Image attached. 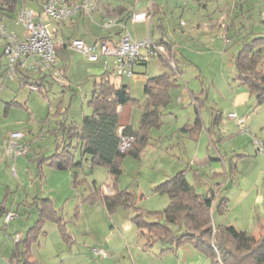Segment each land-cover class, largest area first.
<instances>
[{
  "label": "rangeland",
  "instance_id": "obj_1",
  "mask_svg": "<svg viewBox=\"0 0 264 264\" xmlns=\"http://www.w3.org/2000/svg\"><path fill=\"white\" fill-rule=\"evenodd\" d=\"M153 1L164 10L159 13L162 27L150 25V36L173 43L177 67L175 70L170 61L151 56L133 65L132 77L113 76L116 82L129 84L136 99L119 112V122L139 124L147 102L143 77L168 72L177 79L169 88L167 106L161 108L160 126L151 129V136L159 137L157 145H147L139 157L124 155L120 162V186L133 192L134 206L159 212L169 198L153 190L158 183L155 180L165 172L174 174L187 166L189 171L198 169L200 176L190 178L194 189L203 193L212 186L216 194L214 202L227 198L221 213L214 206L211 224H232L257 236L264 232V154L256 150L252 136L264 142V102L257 104L252 95L237 106L233 103L235 92L247 91L235 78L234 55L243 41L257 34L252 32L264 35V0ZM94 2L98 9L108 2L135 7L145 4V0ZM40 4L41 0H26V5L36 11ZM96 15L97 10L91 16L84 15L75 26L67 21L58 25L51 21V26L57 28L55 58L61 73L46 77L49 88L45 94L31 89V78L16 88L4 74L0 75V264H6L17 237L37 217L35 196H50L55 206L62 208L66 229L73 236H63L53 221H45L46 232L40 234V244L32 247V258L39 264H207V256L189 242L175 250L164 249L168 244L158 239L147 244L146 237L138 233L131 221L133 207L119 205L109 212L102 198L95 194V187L103 189L102 184L108 182L105 166L92 168L90 162L83 161L78 171L80 179L75 181L69 170L46 163H40L39 167L36 161L56 150L62 117L78 120L83 113L90 112L87 100L93 77L104 69L113 72L112 57L107 58L105 65V57L91 60L69 46L74 38L86 44L93 42L91 38L101 32L92 20ZM232 18L234 23L230 22ZM139 28H136L138 37L143 32ZM1 40L0 37V74L5 67ZM200 90L203 104L199 112L203 125H210L211 135L202 127L190 138L186 135L188 131L179 128L193 121L197 101L194 102L191 93ZM12 100L14 103L7 104ZM230 112L245 117L247 130H240L237 118L231 117ZM14 131L23 134L21 143L26 152L9 157L3 139ZM209 156L216 158L208 160ZM215 170L223 173L213 177ZM7 211L17 216L6 222ZM212 228L213 239L219 231L213 224ZM172 229L177 230L174 226ZM222 237L230 243L228 236ZM93 247L105 249L106 254H96Z\"/></svg>",
  "mask_w": 264,
  "mask_h": 264
},
{
  "label": "trees",
  "instance_id": "obj_2",
  "mask_svg": "<svg viewBox=\"0 0 264 264\" xmlns=\"http://www.w3.org/2000/svg\"><path fill=\"white\" fill-rule=\"evenodd\" d=\"M18 1L0 0V14L8 15L14 12ZM151 3L154 4V1L152 0ZM114 10L120 13L121 7L112 9ZM104 36L106 35H101L95 41ZM153 40L164 43L167 48L172 44L162 38H153ZM263 54L264 35L257 34L243 41L234 55L235 78L246 86L250 94L255 97L257 104L264 102ZM176 67L175 62V70ZM47 76L52 75L44 73L33 78L19 75L20 85L28 83L31 78V81L37 85V90L45 94L49 88L46 87ZM113 76L115 75L112 71L104 69L93 77L87 100L90 112L83 114L79 120H68L63 117L59 120L60 136L56 140V150L49 155L39 156L36 160L39 167L40 163H46L59 170H69L74 174L76 181L80 179L78 171L82 168L83 161L90 160L92 168L95 165L105 166L114 191L106 194L100 187H95V194L102 198L109 212L119 205L133 207L134 214L130 217L131 221L138 233L146 237L147 244L158 239L163 244H168L164 249L175 250L180 244L189 242L207 256V264H264V232L256 236L237 229L232 224L216 226L212 222L219 231L212 239L213 208L215 206L221 213L226 206L227 198L222 197L214 202V190L197 192L190 182L186 169L176 171L153 186L155 192L165 193L169 198L168 204L159 212L134 206L133 192L127 188L117 187L122 172L120 162L124 155L139 157L144 147L152 144L151 142L154 143L151 141V129L160 126L161 108L167 106L169 88L177 78L168 72L146 78L143 90L147 102L139 125L134 127L131 124L119 123L117 107L136 99L130 94L128 84L116 82ZM199 124L200 118L196 117L192 124H186L183 128L186 130ZM121 135L133 137L131 144L123 151L118 148ZM232 167H235L234 163ZM33 201L37 217L24 234H19L8 264H39L32 258V247L39 245V236L46 232L44 225L47 220L53 221L61 229L63 236L73 238L66 229L67 221L60 213L62 208L56 207L51 197L35 196ZM172 226L177 230H173ZM222 236H228L230 243L227 244Z\"/></svg>",
  "mask_w": 264,
  "mask_h": 264
},
{
  "label": "built area",
  "instance_id": "obj_3",
  "mask_svg": "<svg viewBox=\"0 0 264 264\" xmlns=\"http://www.w3.org/2000/svg\"><path fill=\"white\" fill-rule=\"evenodd\" d=\"M186 3L188 0H181ZM152 0H149L151 3ZM40 8L36 11L30 7L21 6L16 11L15 22L23 27L22 36L15 31L9 30L0 21V37L2 38V56L5 65V76L20 83V76L49 73L58 76L61 71L55 58V31L57 28L51 26L55 20L57 25L65 20L73 19L77 14H91L95 8L94 0H41ZM131 22L146 20L151 15V8L144 11L130 10ZM183 23V22H182ZM120 25L121 32L117 41H112L107 36L86 44L81 39H71L69 46L80 51L91 60H97L100 56L113 58V74L118 77L133 76V65L137 62H145L151 56L164 57L175 67V61L168 55L164 43H158L147 34L146 37L136 39L126 26L125 22L115 17H104L100 25L108 28L112 25ZM34 81V80H33ZM31 89H37L34 82H30ZM121 109V105L117 107ZM231 117L237 118V124L241 131L247 130L245 117H238L235 112L229 113ZM121 130V127L119 128ZM20 131L9 133L4 139L7 153L14 157L26 152V147L20 142L22 137ZM133 141L129 135H121L118 145L119 150H125ZM253 144L258 152L264 154V142L252 136ZM11 211L5 213V221L16 217ZM18 238V237H17ZM96 254H106L105 249L93 247Z\"/></svg>",
  "mask_w": 264,
  "mask_h": 264
},
{
  "label": "crops",
  "instance_id": "obj_4",
  "mask_svg": "<svg viewBox=\"0 0 264 264\" xmlns=\"http://www.w3.org/2000/svg\"><path fill=\"white\" fill-rule=\"evenodd\" d=\"M141 1V0H140ZM139 3V2H138ZM94 4H95V2H94ZM21 6H25V7H30L31 8V6H27L26 5V0H19L18 1V4H17V7H16V10L14 11V12H12L11 14H8V15H2V14H0V21H2L5 25H6V27L9 29V30H13V31H15L19 36H22V33H23V27L20 25V24H18V23H16L15 22V15H16V11L18 10V8H20ZM97 5L95 4V8H94V10H92V12H91V14L95 11V10H97V13H98V15H96V17L97 18H92V20H93V22L95 23V25L97 26V27H100V30H101V32H99L98 33V36L96 37V34H95V36H94V38H91V41H95L98 37H100L101 35H106L108 38H110L112 41H117L118 40V38H119V35H120V32H121V27H120V25H118V24H116V25H112V26H110V27H108V28H103L100 24H99V21H101L104 17H115L116 19H118V20H120V19H122L123 21H125V24H126V26L127 27H130V31H131V33L133 34V36L136 38V39H141V38H143L144 36H146L148 33H149V35H150V25L152 26V25H154V26H157V27H159V28H161L162 27V20H161V17H160V14L159 13H163V10H164V7H162L161 5H159L158 3H154V4H152V3H149L148 2V0H145V4H143V5H141V7H135L133 4L132 5H130V4H127V3H124V2H118V3H110V2H108V3H106V4H101V6H100V8L98 9V7H96ZM116 7H121V12L120 13H118L117 12V10H114V11H112V9H114V8H116ZM151 8V15H150V17L148 18V19H146V20H142V21H134V22H131L130 21V19H129V15H130V10L131 9H133L134 11H144V10H148V9H150ZM91 14H88V15H90L91 16ZM84 15H86V14H77V15H75V17L73 18V19H68V20H65L63 23H65L66 21L70 24V26H75L78 22H79V20H80V18L81 17H83ZM127 15V16H126ZM126 16V17H125ZM240 18H242L241 16H240ZM235 19V18H234ZM84 20V19H83ZM230 22H232V23H234L233 22V18L230 20ZM238 23H240V22H238ZM241 25H243V23L241 24ZM16 26V27H15ZM238 26H240L239 24H238ZM139 28V29H141L143 32H142V34L138 37L137 36V30H136V28ZM240 28V27H239ZM146 30V35L144 34V31ZM252 33H257V34H261V33H259V32H252ZM257 34H254V35H257ZM253 35V36H254ZM240 36V33L239 34H237V39H238V37ZM252 36V37H253ZM96 37V38H95ZM153 38V37H152ZM2 39V38H1ZM173 44V43H172ZM172 44H171V47L170 48H167V52H168V55L170 56V57H172L173 59H174V52H173V47H172ZM1 49H2V40H1ZM1 58H3V56H2V50H1ZM161 58H164V57H161ZM165 59V58H164ZM174 61H175V59H174ZM3 62H4V60H3ZM3 65H4V63H3ZM5 66V65H4ZM60 68H61V66H60ZM173 68V67H172ZM4 69H5V67L4 68H2V71H1V74L0 75H3L4 74ZM5 75V74H4ZM134 75V74H133ZM122 77H124V76H122ZM122 77H120V78H122ZM126 77H128V76H126ZM130 77H132V76H130ZM7 79H8V81H9V83L13 86V87H16V88H20L22 85H20V83L17 81V80H12V79H9L8 77H6ZM147 77H143V79H146ZM121 82H122V80H121ZM128 88H129V84H128ZM130 91V90H129ZM202 92V90H200L198 93H191V96H192V99L194 100V102H196L195 103V114H194V117H193V121L192 122H194V120H195V118L196 117H199L200 118V124L198 125V126H196V127H194V128H188V129H186V131H188L187 133H186V135H188L190 138H193V136H191V135H193V134H195V133H199L201 130H202V127H205L206 128V132L208 133V135H211V128H210V125L209 126H204L203 125V119H202V117H201V114H200V107H201V105L203 104V99H201V97L199 96V94ZM131 94V93H130ZM146 95V94H145ZM252 96V94H250V92L248 91V89H247V91H240L239 93L238 92H235V96H234V98H233V103L237 106V105H239L241 102H243V101H245L247 98H249V97H251ZM147 97V96H146ZM10 103H14V101L12 100V101H10L9 103H7V104H10ZM127 104H131V103H126V104H124L123 106H121V109H119L118 111L120 112L122 109H124V106L125 105H127ZM146 105V104H145ZM89 113V112H88ZM231 113V112H230ZM83 114H86V113H83ZM82 114V115H83ZM81 115V116H82ZM81 116H80V118H81ZM118 117H119V114H118ZM79 118V119H80ZM215 118V117H214ZM78 119V120H79ZM71 120H75V119H71ZM192 122H187L186 124H191ZM212 122L213 121H211L210 122V124H212ZM120 123V122H119ZM121 125L122 124H131L132 126H134L132 123H130V122H127V123H125V122H121L120 123ZM185 124V125H186ZM139 124H137V126H138ZM213 125V124H212ZM137 126H134V127H137ZM184 127V126H183ZM179 128V129H184L185 130V128ZM23 137V136H22ZM21 137V138H22ZM159 139V137H152V139H151V141H154V143L153 142H151L152 144H150V145H155L156 143H157V140ZM210 140L212 141V139L210 138ZM20 142H21V139H20ZM157 145V144H156ZM6 153H7V151H6ZM8 154V153H7ZM9 155V154H8ZM9 157H10V155H9ZM216 157H214V156H209L208 157V160L209 159H215ZM86 162H90V160H85ZM199 162L201 163V164H206V161L205 160H201V159H199ZM83 166V165H82ZM90 167H91V164L89 165ZM234 168V167H233ZM82 169V168H81ZM80 169V170H81ZM182 169H186L187 170V175H188V177H189V179L190 178H192V179H196V178H198L199 176H200V172L198 171V169H191L190 171H189V169H188V166L187 167H185V168H182ZM179 170H181V169H179ZM178 171V170H177ZM167 172H165L163 175L164 176H161L160 178H158V180H155V181H158V183L160 182V181H162V180H164L165 178H167V177H169V176H171V175H173V174H166ZM223 173V171H219V170H215V171H213V177H215V176H218V175H221ZM120 181L118 180V182H117V187L118 188H120V189H122V188H126V187H122V186H120V183H119ZM191 182V181H190ZM216 183H217V181H216ZM218 184H219V182H218ZM102 186H103V189H102V192L103 193H106V194H108V193H111V192H113L114 191V187L112 186V183H111V179H110V175H109V179H108V182L107 183H105V184H102ZM192 186H193V184H192ZM216 186H217V184H216ZM193 188H194V186H193ZM209 189H212L213 190V187L212 186H210L207 190H209ZM206 190V191H207ZM216 195V194H215ZM214 195V196H215ZM45 197H50V196H45ZM56 207H59V206H56ZM33 224V223H32ZM32 224H30V225H32ZM29 225V226H30ZM28 226V227H29ZM27 227V228H28ZM27 230V229H26ZM25 230V231H26ZM113 231V230H112ZM25 233V232H24ZM23 233V234H24ZM22 234V233H21ZM40 244V243H39ZM32 250H33V248H32ZM12 251V250H11ZM106 251V250H105ZM9 257H10V255H9ZM9 257H8V259H7V262H6V264H8V261H9ZM37 260V259H36Z\"/></svg>",
  "mask_w": 264,
  "mask_h": 264
}]
</instances>
